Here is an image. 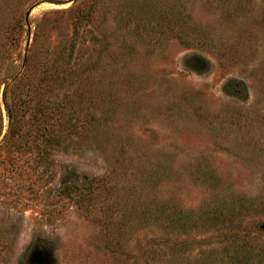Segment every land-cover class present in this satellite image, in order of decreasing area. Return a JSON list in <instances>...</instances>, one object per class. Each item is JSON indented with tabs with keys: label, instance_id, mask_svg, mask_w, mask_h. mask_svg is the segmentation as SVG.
<instances>
[{
	"label": "rangeland",
	"instance_id": "rangeland-1",
	"mask_svg": "<svg viewBox=\"0 0 264 264\" xmlns=\"http://www.w3.org/2000/svg\"><path fill=\"white\" fill-rule=\"evenodd\" d=\"M0 264H264V0H0Z\"/></svg>",
	"mask_w": 264,
	"mask_h": 264
},
{
	"label": "trees",
	"instance_id": "trees-1",
	"mask_svg": "<svg viewBox=\"0 0 264 264\" xmlns=\"http://www.w3.org/2000/svg\"><path fill=\"white\" fill-rule=\"evenodd\" d=\"M8 116H9V124H10L11 127H13L14 121L17 122L18 120H17V118L15 119V117H14V115H13V113H12V111L10 109H8ZM11 130H12V136H13L14 129H11ZM5 138H8L7 134L5 135ZM46 140L51 143L52 138H50L49 136H47L46 137Z\"/></svg>",
	"mask_w": 264,
	"mask_h": 264
}]
</instances>
